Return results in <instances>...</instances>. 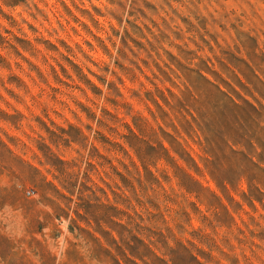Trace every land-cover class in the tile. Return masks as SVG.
<instances>
[{
	"label": "rangeland",
	"instance_id": "obj_1",
	"mask_svg": "<svg viewBox=\"0 0 264 264\" xmlns=\"http://www.w3.org/2000/svg\"><path fill=\"white\" fill-rule=\"evenodd\" d=\"M0 264H264V0H0Z\"/></svg>",
	"mask_w": 264,
	"mask_h": 264
},
{
	"label": "built area",
	"instance_id": "obj_2",
	"mask_svg": "<svg viewBox=\"0 0 264 264\" xmlns=\"http://www.w3.org/2000/svg\"><path fill=\"white\" fill-rule=\"evenodd\" d=\"M30 194V193H29Z\"/></svg>",
	"mask_w": 264,
	"mask_h": 264
}]
</instances>
